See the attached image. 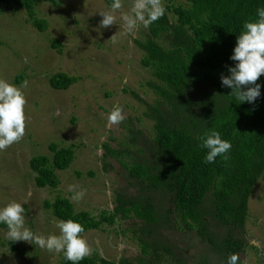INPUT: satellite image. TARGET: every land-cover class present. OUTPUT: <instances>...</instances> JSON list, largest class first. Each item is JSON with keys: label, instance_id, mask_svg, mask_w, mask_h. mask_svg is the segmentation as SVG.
<instances>
[{"label": "rangeland", "instance_id": "1", "mask_svg": "<svg viewBox=\"0 0 264 264\" xmlns=\"http://www.w3.org/2000/svg\"><path fill=\"white\" fill-rule=\"evenodd\" d=\"M132 2L124 0L123 11H130ZM163 3L165 6V0ZM108 5L106 0H63L58 8L48 2L39 3L35 10L37 17L48 23L45 31L28 22L21 7L11 6L0 14V79L20 87L27 101L23 138L0 151V207L11 201L23 204L25 225L37 234L60 235V220L43 206L46 199L57 194L68 197L76 211L87 210L96 217L103 211L112 213L119 196L124 202L129 197L140 199L143 186L130 176L119 159L106 155L104 144L117 150L129 148L136 155L126 160L129 165L143 159L148 165L154 163L147 147L153 121L144 111L155 103L156 96L144 85L150 73L140 63L143 50L136 43L146 38L148 29L141 26L134 35L125 34L119 20L117 25L101 28L99 12L107 11ZM52 41L61 45L52 47ZM57 72L78 79L68 89H55L49 78ZM19 74L23 78L17 82ZM115 106L123 109L125 119L109 124L108 115ZM133 130L143 134L137 135ZM131 136L135 138L134 145ZM50 143L76 146L71 165L56 171L60 184L54 190L37 187L36 174L29 166L34 155L51 156ZM138 146L144 153L136 151ZM70 185L77 186L76 191L85 190L82 200L71 198ZM157 191L151 193L161 213L156 228L133 215L123 218L119 213L114 225L104 224L101 229L82 234L93 252L116 262L123 258L136 262L140 237L162 255L163 262L153 264H174L177 259L195 264L203 256L211 264H226L225 256L215 253L195 232L166 226L163 215L170 206V198ZM216 224L213 222V226ZM227 230L220 224L215 232L223 237ZM6 231V226H0V238L4 241ZM235 234L258 248L257 254L253 247L239 252V262L264 264V173L249 196L245 226L235 230ZM15 243L17 250L0 246V264H59L61 253H50L23 241ZM165 246L172 249L171 255L165 252Z\"/></svg>", "mask_w": 264, "mask_h": 264}, {"label": "trees", "instance_id": "2", "mask_svg": "<svg viewBox=\"0 0 264 264\" xmlns=\"http://www.w3.org/2000/svg\"><path fill=\"white\" fill-rule=\"evenodd\" d=\"M42 2L58 8L63 0H0V14L11 6L21 7L27 21L45 31L48 23L37 17L35 10ZM106 2L110 4L112 0ZM258 7H264V0H165V15L147 28L144 40H136L143 50L140 63L150 73L144 85L156 96L155 103L144 111L153 121L148 131L151 142L146 146L154 163L148 165L143 159L129 165L126 160L136 157L129 148L117 150L104 144L106 155L119 159L130 176L141 183L143 194L139 200L129 197L126 202L119 196L114 211H103L99 217L87 210L76 211L71 200L62 194L46 199L44 208L59 220L81 223L84 233L101 229L104 224L114 225L119 213L123 218L133 215L156 228L161 213L151 193L158 190L157 193L163 192L170 198V206L163 215L169 229L195 232L215 253L225 256L226 264L231 254L238 255L246 247H253L257 254L258 248L239 239L235 230L244 228L249 196L264 173V86L254 104H237L231 89L222 86L220 77L227 75L228 66L234 65L229 57L236 37L245 21L256 19ZM51 44L56 48L61 45L58 41ZM22 78L19 74L17 82ZM77 79L65 72L49 78L55 89H68ZM257 82H264V76ZM209 129L220 131L222 138L232 143L227 158L217 157L212 164L204 163L207 150L200 147L199 139ZM134 139L130 137L133 145ZM75 148V144L65 147L50 143L51 156L34 155L29 166L36 174L35 185L56 189L60 184L56 171L71 165ZM136 149L139 154L144 153L141 147ZM213 222L217 224L213 226ZM220 224L228 227L223 237L215 232ZM142 233L149 235L147 231ZM138 241L137 263L127 258L116 262L93 252L78 264L163 262L157 249H150L148 240L138 237ZM6 245L18 249L15 242L0 238V246ZM164 250L172 254L169 246ZM200 259L195 264H211L204 256ZM59 264L71 262L61 253ZM174 264L184 263L177 259Z\"/></svg>", "mask_w": 264, "mask_h": 264}, {"label": "clouds", "instance_id": "3", "mask_svg": "<svg viewBox=\"0 0 264 264\" xmlns=\"http://www.w3.org/2000/svg\"><path fill=\"white\" fill-rule=\"evenodd\" d=\"M123 9L124 0H112L107 6V11L99 12L102 17L100 27L117 25L119 20L123 22L125 34L134 35L139 27L149 28L166 12L163 0H133L130 11L125 12ZM115 42L113 40V43ZM229 59L234 65L227 67V75H221L222 86L231 89V95L237 104H254L261 97V88L264 86V82H257L264 76V7L256 9L255 20L243 23ZM26 86L27 82L24 84V87ZM26 103L20 87L0 79V151L23 138ZM122 112L120 106H115L108 115L109 124L122 122L125 119ZM199 139L200 147L207 150L204 157L206 164L215 163L217 157L226 159V154L232 148L231 141L223 139L221 132L216 129H209ZM76 188L77 186L70 185L68 191L73 193L71 198L74 201H80L85 196V190L76 191ZM25 215V207L16 201L0 207V225L6 226L5 235L8 241H23L35 244L50 253H63L64 259L71 264H78L92 254L93 249L81 235L85 231L81 223L72 219L57 221L60 235L45 236L26 227ZM239 259L237 254H231L228 264H238Z\"/></svg>", "mask_w": 264, "mask_h": 264}]
</instances>
